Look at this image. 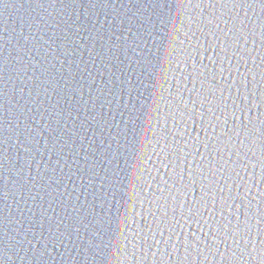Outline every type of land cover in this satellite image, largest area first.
Listing matches in <instances>:
<instances>
[{"label":"water","instance_id":"obj_1","mask_svg":"<svg viewBox=\"0 0 264 264\" xmlns=\"http://www.w3.org/2000/svg\"><path fill=\"white\" fill-rule=\"evenodd\" d=\"M0 264H264V0H0Z\"/></svg>","mask_w":264,"mask_h":264}]
</instances>
